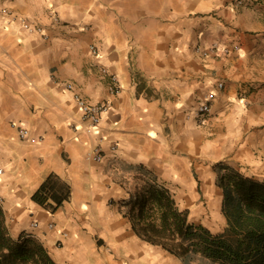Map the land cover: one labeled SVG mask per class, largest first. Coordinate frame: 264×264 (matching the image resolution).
<instances>
[{
    "label": "crops",
    "instance_id": "crops-1",
    "mask_svg": "<svg viewBox=\"0 0 264 264\" xmlns=\"http://www.w3.org/2000/svg\"><path fill=\"white\" fill-rule=\"evenodd\" d=\"M215 42L229 53L205 55ZM67 82L111 105L95 129ZM219 164L264 171V0H0V202L13 237H35L57 264H186L133 228L126 203L149 180L180 208L200 204L206 183L212 214ZM51 173L72 188L55 211L32 199Z\"/></svg>",
    "mask_w": 264,
    "mask_h": 264
},
{
    "label": "trees",
    "instance_id": "trees-1",
    "mask_svg": "<svg viewBox=\"0 0 264 264\" xmlns=\"http://www.w3.org/2000/svg\"><path fill=\"white\" fill-rule=\"evenodd\" d=\"M218 185L223 191L226 226L215 233L191 222L173 194L144 180L126 203L133 228L147 241L178 255L186 264H264V180L219 164ZM72 194L71 185L49 174L32 199L52 211ZM0 264H57L35 237H13L0 202Z\"/></svg>",
    "mask_w": 264,
    "mask_h": 264
},
{
    "label": "built area",
    "instance_id": "built-area-1",
    "mask_svg": "<svg viewBox=\"0 0 264 264\" xmlns=\"http://www.w3.org/2000/svg\"><path fill=\"white\" fill-rule=\"evenodd\" d=\"M25 27L27 29L30 30H36L38 32H40L44 37H48V35L46 33H44L43 28L41 26H34L33 24L30 23H25ZM235 48H238L237 46ZM92 52L94 54H99V51L92 46L91 47ZM220 51H222L223 53L227 54L230 51V48L227 46H221L219 42H215L213 43L210 48L208 50L203 51V53L205 55H208L210 53H219ZM66 87L68 90L73 91L74 93V99L76 101V104L78 105V108L80 110V114H81V119L82 121L86 124V129L88 131H91L93 129H95L100 121H101V117L104 113L108 112L111 105L107 102L104 103H98V104H94L92 102H90L89 100H87L86 98H84L80 93L74 91V84L71 82H67ZM219 86L222 87L223 83L220 82ZM110 89L112 92H120L121 91V84L117 78L116 75H111V83H110ZM211 110V105L209 102H202L198 107H197V118L200 120L201 123H204L207 119V115L209 114ZM21 136L22 137H27L29 135V130H27L26 128H20L19 129ZM113 148H116V145L113 146ZM89 157L91 159L94 160H102L103 159V154H102V149L100 145H95L90 153H89ZM3 171V168H0V172ZM33 225H37L36 222L32 223ZM53 225V224H51Z\"/></svg>",
    "mask_w": 264,
    "mask_h": 264
},
{
    "label": "rangeland",
    "instance_id": "rangeland-1",
    "mask_svg": "<svg viewBox=\"0 0 264 264\" xmlns=\"http://www.w3.org/2000/svg\"><path fill=\"white\" fill-rule=\"evenodd\" d=\"M246 173V172H245ZM244 173V174H245ZM248 173V174H247ZM247 173L245 175L248 176H255L256 178H260L264 180V171H260L259 169H255L253 171L249 170L247 171ZM207 184L203 183L202 188L200 190V192L206 196V198H202L204 200V203H197V204H184L180 206L181 208L185 209L188 208L189 209V219L191 222L194 223H198V224H203L205 226H207L208 228H210L213 232L218 233V232H222L226 226V218L224 216V214L222 213V205L219 206V209L214 210L215 208L213 207V213L210 214L211 211V198L207 197ZM216 192L217 193H221V189L217 187H215ZM212 194L215 195V192H213ZM197 208H202L203 211H205V214H202V216H197L195 215L193 212L197 209ZM209 216V217H207ZM208 218V219H207ZM194 264H204L202 261L196 260L194 262Z\"/></svg>",
    "mask_w": 264,
    "mask_h": 264
}]
</instances>
